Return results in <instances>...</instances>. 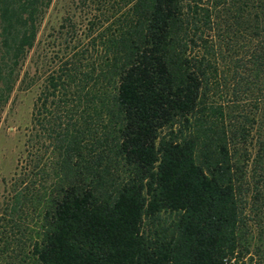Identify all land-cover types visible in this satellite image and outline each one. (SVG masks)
Listing matches in <instances>:
<instances>
[{
  "label": "trees",
  "instance_id": "16d2710c",
  "mask_svg": "<svg viewBox=\"0 0 264 264\" xmlns=\"http://www.w3.org/2000/svg\"><path fill=\"white\" fill-rule=\"evenodd\" d=\"M31 91L0 264H264V0H0Z\"/></svg>",
  "mask_w": 264,
  "mask_h": 264
},
{
  "label": "rangeland",
  "instance_id": "374dc122",
  "mask_svg": "<svg viewBox=\"0 0 264 264\" xmlns=\"http://www.w3.org/2000/svg\"><path fill=\"white\" fill-rule=\"evenodd\" d=\"M35 91L19 93L16 100L17 107L13 115V121L0 126V213L3 211L9 197V186L17 170V164L20 163L19 157L23 150L27 126L31 121V111L35 100ZM254 135V133H253ZM253 135L249 137L248 148L254 153L256 139ZM255 182H250L247 188L253 189ZM251 193V191L249 192ZM246 213L252 218L251 212V194L246 195ZM29 226H35V219L31 220L29 216L27 220ZM252 220L249 226L252 225ZM253 252V251H252ZM237 264H259L257 259L250 260V257L241 258Z\"/></svg>",
  "mask_w": 264,
  "mask_h": 264
},
{
  "label": "built area",
  "instance_id": "2783aa9c",
  "mask_svg": "<svg viewBox=\"0 0 264 264\" xmlns=\"http://www.w3.org/2000/svg\"><path fill=\"white\" fill-rule=\"evenodd\" d=\"M231 263L234 264V260H232Z\"/></svg>",
  "mask_w": 264,
  "mask_h": 264
}]
</instances>
